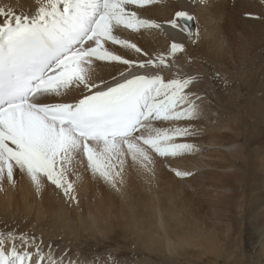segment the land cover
Returning <instances> with one entry per match:
<instances>
[{
  "label": "snow or ice",
  "instance_id": "obj_1",
  "mask_svg": "<svg viewBox=\"0 0 264 264\" xmlns=\"http://www.w3.org/2000/svg\"><path fill=\"white\" fill-rule=\"evenodd\" d=\"M145 2L41 0L27 13L0 6V176L6 173L11 181L14 168L26 171L37 184L44 176L71 199L67 165L76 159L86 160L93 174L115 187L129 157L131 165L147 168L153 153L166 157L191 149L189 143L174 141L188 135L187 128L169 134L154 127V121L194 114L195 106L178 108L188 99L183 90L191 81L136 74L154 61L124 59L106 47L111 42L141 52L114 29L158 28L126 10ZM193 20L188 12L177 11L168 23L179 28ZM178 49L183 50L173 43L171 54ZM94 61L125 67L118 77L97 83L91 73ZM165 63L160 56L159 64ZM74 89L78 96L71 95ZM7 239L10 248L0 236V264H31L32 252L21 253L11 232ZM19 242L21 248L33 243L24 235Z\"/></svg>",
  "mask_w": 264,
  "mask_h": 264
},
{
  "label": "rangeland",
  "instance_id": "obj_2",
  "mask_svg": "<svg viewBox=\"0 0 264 264\" xmlns=\"http://www.w3.org/2000/svg\"><path fill=\"white\" fill-rule=\"evenodd\" d=\"M0 2H4L0 6L6 7H14L19 3L18 0ZM217 2L219 7L225 10L223 21L231 26L232 34L236 33L243 38L247 47V55L241 57L240 86L242 93L250 97L253 95L257 103V110L250 108L246 103L242 106L238 127L239 142L253 140L249 148L255 146L256 152L248 154L245 151L239 160H235L237 167L232 168L233 171L224 173L220 170L223 176L240 178L241 187L237 188L228 179L223 181V188L216 186L219 183V174L212 175L213 171H218L215 167H211V170L195 168L180 172L182 175L177 176L179 170L170 165L171 159L168 156L160 157L153 153V162L147 166L146 173L157 186L162 199L165 197L164 191L174 188L173 203L175 207L178 206L176 208H180L183 196L188 198V203L194 205L195 211L192 213H196L197 217L185 212H180L179 215L180 219H186L191 230L183 226L177 228L176 222L173 225L169 221L165 231L156 230L152 220L143 225L138 223V231L142 232L143 237L135 235L134 238V235H128L130 228L127 211L120 204V209L115 206L110 219L91 227L92 235L89 236L82 230V220L75 216L73 203H70L66 210L73 219L72 228L60 229L57 232L49 217L52 210L50 197L52 195L53 198L55 194L53 190H63L56 188L52 183L44 182L43 176L39 178L41 183L37 184L38 187L28 190L20 180L23 174L28 176L27 172L14 168L11 181L6 177V173L0 181L4 183L7 180L5 184H10L13 189L18 186L21 190L17 188L19 191H12L14 203L2 201L0 192V236L5 238L6 247L12 246V241L7 239L8 233L11 232L16 237L19 251L32 252V264H36L37 259H42L43 264H51L52 261H55V264H66L69 261L71 264H264V0ZM234 2L237 7L236 14L232 8ZM234 18L247 20L248 30H236L233 25ZM230 55L231 49L226 53L227 57ZM232 63L229 62L226 68L230 69ZM252 68L256 71L251 73ZM251 110L256 113L255 116L250 115ZM154 122L157 123L154 127L161 129L164 120ZM227 141L221 140L223 144ZM206 156L210 159L206 160L207 163L213 162L216 157L213 150L207 152ZM67 167L69 181L75 188L80 186L75 189V193L82 195L81 189L88 187L89 199H86V196L79 198L82 213L86 208L81 204L87 203L93 197L96 188L103 189L108 183L87 168L86 160L81 163L76 159ZM143 172L144 167L131 165L129 157L119 177L123 183V192L138 203L137 211L142 210L141 204L145 196ZM235 188L238 189V197H232ZM114 192L118 191L114 189ZM21 193L31 199V203L24 204ZM154 202L157 203V199ZM162 204L167 205L166 202ZM146 224L151 227V230L148 228L149 232ZM20 235L32 240L35 247L39 246V257L36 256L32 244L27 248L20 247ZM165 237L169 239V244L164 241ZM150 240L153 243H150ZM41 252L46 256L42 257ZM218 254L221 258L216 261L214 258Z\"/></svg>",
  "mask_w": 264,
  "mask_h": 264
},
{
  "label": "bare ground",
  "instance_id": "obj_3",
  "mask_svg": "<svg viewBox=\"0 0 264 264\" xmlns=\"http://www.w3.org/2000/svg\"><path fill=\"white\" fill-rule=\"evenodd\" d=\"M18 2L14 7L18 11L27 13L33 10L41 0H29L27 2L18 0ZM3 3L0 2V4ZM219 5L217 0H207L206 3L202 2V0H146L143 4L130 5L126 9L127 11L135 12L138 18L150 20L158 24L159 27L133 30L124 28L121 25L119 28L114 29V34L119 38L126 39L129 43L137 44L141 48L140 53H136L132 49H126L121 45L112 44L111 42L106 47L115 54L121 55L124 59L136 61L152 59L154 61L147 68L137 69L136 74L159 75L165 82L170 79H189L191 81L188 88L183 90L187 94L188 99L179 105L178 108L182 111H188L189 108L195 106L196 110L194 114L191 117L186 116L179 120L164 121L160 129L167 131L169 134L176 128L188 129V135L174 137V141L176 143H189L192 147L190 150L178 152L175 156L168 155L171 159L170 165L178 169L179 172L195 168L211 170V167H215L218 171H213L212 175L219 174V183L216 186L223 188V181L228 179L238 188L241 187V179L235 176H223L221 171L224 173L233 171L234 169L232 168L237 167L235 160H239L245 154V151L248 154L256 152L255 146L249 148L253 140L246 139L244 142H239L238 127L241 121L242 106L246 103L250 108L252 107L257 110V103L253 95L251 97L244 95L240 86V75L242 73L241 57L247 55V47L243 38L236 33L232 34L231 26L225 24L223 21L225 10L221 9ZM232 8L236 14V2H234ZM177 11L188 12L194 17V20L182 22L179 28L172 27L168 21L175 17ZM248 24L247 20L233 19V25L236 30L247 31ZM173 43L181 45L183 50L178 49L175 55H172L171 45ZM229 49H231V55L227 57L226 53ZM160 56H164L165 58L166 63L164 65L159 64ZM231 61L233 63L230 69H227L226 66ZM124 67L118 62L94 61L91 73L97 83L102 80L111 81L112 77H118V73L123 71ZM255 71L254 68L251 69V73ZM78 94L79 89H74L71 93L72 96H78ZM249 113L252 116L256 115L252 110ZM155 124L157 123L154 122ZM222 139H227L228 141L223 144L221 142ZM219 149L222 151L220 152ZM211 150H213L216 157L213 162L207 163L206 160L210 159L206 154ZM146 169L144 168L143 172L145 196L142 200L141 211L136 210L138 203L128 196L126 192H123V183L118 177L115 187L108 183L103 189L101 187L96 188L95 193L92 195L93 197L89 201L87 200L90 203L88 204L85 200L87 203L81 204V206L86 208L82 213L79 198L86 196V199H89L87 195L88 187L85 190L81 189V195L80 193H75V189L80 188V186H76V188L73 186L71 199L63 191L59 192L57 190V192L56 189L55 191L53 190V194L54 192L55 194L53 198L52 195L50 197L52 210L49 217L51 224L56 228L57 232L60 229L72 228L73 219L68 215L66 210L69 204L73 203L75 216L82 220V224L84 225L82 230L90 236L92 235L91 227L103 224L104 221L110 219L112 213L115 211V206L120 209L121 204L127 211L128 226L130 228L128 235L132 234L134 238L136 237L135 235L143 237L142 232L138 231V223L143 225V223L152 220L155 222L156 230L165 231V227L169 225L168 221L173 225L176 222L178 224L177 228L186 227L190 229L186 223V219H180L179 215L180 212L191 214L195 211L193 210L194 205L188 203V198L186 199L183 196L180 200V208H176L178 206L175 207L173 203L174 188L164 191L165 197L162 199L159 196L157 186L153 184L150 180V175L146 173ZM5 176H0V181ZM22 176H19L23 183L20 184L24 185L28 190L38 187L37 183L34 184L29 175L23 174ZM43 181L51 184L46 177ZM5 182L0 183L1 200L14 203L13 190H16L18 186L13 189L14 187L10 184H5ZM39 182L41 183V181ZM13 186L16 187V185ZM114 189L118 192L115 193ZM234 190L236 191H232V197H238V189L235 188ZM21 199L24 204L28 205L31 203V199L29 200L28 197H24L23 193H21ZM156 199L157 203L154 202ZM162 202H166L167 205L163 206ZM175 202L177 201L175 200ZM170 205L173 207L171 208ZM192 214L197 217L196 213ZM148 228L147 226L149 232L151 227ZM164 241L166 244H169L167 237L164 238ZM150 243L153 242L150 240ZM34 250H36L35 246ZM158 251H160L159 248ZM41 256L44 257L46 255L41 252ZM219 258L221 256L218 254L214 259L218 261ZM66 264L69 263L67 262ZM114 264L121 263L114 262Z\"/></svg>",
  "mask_w": 264,
  "mask_h": 264
}]
</instances>
